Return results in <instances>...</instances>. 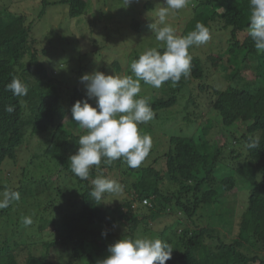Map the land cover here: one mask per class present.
Segmentation results:
<instances>
[{"label": "trees", "instance_id": "1", "mask_svg": "<svg viewBox=\"0 0 264 264\" xmlns=\"http://www.w3.org/2000/svg\"><path fill=\"white\" fill-rule=\"evenodd\" d=\"M65 3L69 7V16L78 18L85 15L89 0H65ZM49 4L42 1L40 16ZM188 4L186 10L169 14L178 21L175 34L187 35L197 23L204 24L209 31L217 25L229 32V53L236 55L232 60L241 70L228 79L230 84L224 90L214 83L211 86L208 83L213 80L208 74V63L216 67L222 57L211 52L204 61L205 58L196 55L193 46L189 49L192 60L186 78L182 76L176 84L165 82L158 89L141 82L140 96L148 98L154 119L139 125L140 133H153L167 114L176 110L174 117H167L181 120L179 124L185 134L172 136L167 152L165 150L151 163L144 159L137 168L128 167L122 160L101 163L105 177L109 172L119 175L125 178L123 184L128 186L124 206L116 204L112 211L103 204L105 196L97 205L89 195L93 187L91 180L98 175L95 167L88 180H81L71 172L68 161L79 147V136L85 134L72 120L71 108L77 101L87 99L86 94L78 88H66L57 79L58 74L48 72L40 56L46 57V50L38 49V41L32 38L26 18L9 15L2 8L0 192L11 189L18 191L21 198L8 208L0 209V264H97L109 255L107 249L115 241L123 237L135 239L141 222H148L155 216L159 220L164 216L173 217L174 214L177 215L175 221L159 235V239L173 250L172 258L166 264H264V72L260 68L264 53L257 52L246 32L249 0H190ZM179 15L186 16L183 24L178 20ZM129 27L130 35L140 37L144 32L137 20ZM240 34H245L241 42ZM157 50L163 52L164 48L157 47ZM140 54H133L128 65ZM122 69L118 67V75ZM246 71L253 72L258 85L245 82ZM124 75H131L130 67L127 66ZM13 78H19L28 86L26 96L16 97L5 90ZM192 82L196 84L195 94L206 95L219 117L216 122L224 128L236 123L246 125L245 133L239 139L228 138V144L222 145L230 151L233 141L242 140L246 155L219 148L216 141L210 140L209 127L200 125L191 131V124L198 119L192 118L188 109L191 104L198 106L190 88ZM148 91L152 92L146 95ZM158 92L164 96L152 100L151 96ZM88 103L96 106L91 99ZM7 105H13L15 111H5ZM37 135L45 139L43 155L27 157L26 140L28 136ZM250 137L259 139L258 147H247ZM35 160L46 162L48 168L37 169ZM5 170L9 171L8 185L2 180ZM57 172L66 174L65 186L73 196L80 192L81 211L73 214L52 212V209H60L59 203L50 195L51 186L60 178ZM241 177L249 185L241 184ZM242 188L248 189L250 195L240 214L236 238L226 243L216 229L202 226L200 215L205 208L217 205L222 191L241 194ZM124 208L125 212H122ZM142 210L151 213L150 216ZM26 216L33 220L27 227L23 224ZM118 226L125 229L121 235L114 232ZM104 232L106 236L102 235ZM208 240L217 244L212 245ZM61 250L65 258L59 262L57 254Z\"/></svg>", "mask_w": 264, "mask_h": 264}, {"label": "rangeland", "instance_id": "2", "mask_svg": "<svg viewBox=\"0 0 264 264\" xmlns=\"http://www.w3.org/2000/svg\"><path fill=\"white\" fill-rule=\"evenodd\" d=\"M42 1L0 0V11L7 10L9 15H22L26 18L27 24L31 27L32 38L38 41V49L40 51L46 50V57L40 54L45 67L49 73L58 74L57 79L63 82L66 88H78L86 94L84 85L80 83L82 75L91 74L93 71L103 72L106 76L118 75V67L123 68L121 74L124 75L133 54L143 53L146 49L156 47V44L160 43L155 40V35L148 25L158 20L157 12L160 7H163L164 0H139V2H133L128 6L124 4L123 0H89L85 15L78 18L69 16V7L65 0H46L50 4L46 6L45 13L40 16L43 9ZM188 1L190 2V0ZM188 6L189 4L181 11L186 10ZM173 13L175 11L170 12V15ZM185 19L186 16L184 17V15H179L178 17L181 24H183ZM134 20H137L144 27V32H142L140 37L130 35L132 30L129 25ZM166 23L176 29L178 21L168 16ZM210 35L211 39L206 44L195 46V53L200 58H205L204 61H207L206 56L211 52L218 53L222 57L216 67L208 63L210 66L208 74L212 76L211 80H213L209 81L208 84L213 86L214 83L218 86V89L224 90L229 83L228 79H231L233 74L236 75L241 68L237 63H233V55L229 53L230 46H227L229 45V32L223 31L215 25L210 31ZM244 35H239L240 42L245 37ZM235 57L233 56L234 60ZM260 68L264 72V62L262 60ZM252 73V71L244 72V75L247 76L245 82L258 85L259 82L255 81ZM195 86L196 84L193 82L190 84L191 90L194 91L195 103H198V106L191 104L188 109L193 114L192 118L197 117L198 119H196V123L191 124V131H195L200 125L209 127L211 131L210 140L216 141V145L219 148L226 149L225 152L228 153L235 150L246 155V145H244L245 142L242 140H239V142L233 141V148L230 151L229 148L222 147L224 142L228 144V138L239 139L245 133L246 125L236 123L230 128H224L218 122L219 117L212 110L206 95L203 93L195 94ZM151 92L148 91L146 95ZM71 93L72 90L68 94L70 95ZM161 95L160 92L154 93L151 98L155 100ZM91 100L96 103L94 98ZM175 113L176 110H173L167 116L171 115L174 117ZM167 116L162 121V125L154 129L153 133H147L152 138V147L147 158H145L148 162L163 155L165 150L166 152L169 150V139L172 136L185 134L181 131L183 128L179 124L181 120L168 118ZM217 119L218 121L216 122ZM64 124L68 125L67 121H64ZM139 130L141 129L139 128ZM158 130L162 132H158ZM81 131L85 133V130L81 129ZM43 138L44 136L38 135L28 136L24 147L27 157L43 155L45 143ZM39 147L42 148L40 149ZM34 162L37 164V169L45 170L48 168L46 162L43 163L41 160H35ZM8 172V170H5L2 175L5 185L10 183ZM56 174L60 178L54 186H51L52 194L50 191L48 194L50 193L52 199L59 203L61 210L55 208V211L52 209V212L56 214L57 210L58 212L61 211V213L73 214L81 211V205L78 204L80 192L78 191L79 194L76 197L73 196L68 191L67 186H65L68 179L66 174H59L58 172ZM106 177L118 181L123 186V190L119 194H105L103 204L107 210L111 209L112 211L116 204L122 203V206H124L123 201L128 196V186L123 184L124 177L120 178L119 175H113L110 172ZM239 179L241 184L249 185L242 177ZM235 192L225 194L222 191L217 205L205 208L200 215L202 226L207 227L208 225L216 229L219 236L226 243H231L232 239L236 238L240 214L245 210V205L250 195V191L244 188L240 190L241 194ZM59 205L57 204V208ZM122 212H125V208ZM142 213L145 214L146 211L142 210ZM150 214L147 212L145 215L150 216ZM172 216H164L160 220L159 217L155 216L148 222H141L135 233V238L159 239L161 232L172 221H175V216L177 217L176 214ZM178 216L181 215L178 213ZM114 232L117 235H121L125 232V229L118 226L114 228ZM208 241L212 245L217 244L215 243L216 241ZM17 251H20V248ZM61 251L57 254V261L59 262L65 258L63 251Z\"/></svg>", "mask_w": 264, "mask_h": 264}, {"label": "clouds", "instance_id": "3", "mask_svg": "<svg viewBox=\"0 0 264 264\" xmlns=\"http://www.w3.org/2000/svg\"><path fill=\"white\" fill-rule=\"evenodd\" d=\"M128 6L139 0H123ZM188 0H164L157 16L158 20L148 25L163 47L146 49L130 64L131 75H105L100 71L84 74L80 83L85 87L87 99L77 101L71 108L72 120L78 123L85 134L79 136L78 149L68 158L71 172L81 180H88L90 171L95 167L98 175L91 180L89 195L101 204L105 194H119L123 186L114 179L104 176L101 163L111 164L122 160L130 168H137L148 156L152 147V138L141 134L139 125L154 119V111L147 97L140 96L141 82L154 88H160L165 82L176 84L181 77L190 74L192 57L189 49L206 44L210 39L209 29L197 23L195 29L187 35L175 34V29L166 23L170 12L184 9ZM249 16L246 32L252 39L257 52L264 53V0H249ZM13 96L28 94V86L19 78H13L5 86ZM95 99L96 106L88 103ZM5 111H15L13 105H7ZM67 120V117L65 118ZM258 138H249L247 147L256 148ZM20 193L11 189L0 193V209L8 208L12 202L20 200ZM31 217H24L25 227L32 225ZM102 235H107L106 232ZM109 255L97 261V264H166L172 258L171 246L160 239L126 238L115 241L107 249Z\"/></svg>", "mask_w": 264, "mask_h": 264}]
</instances>
